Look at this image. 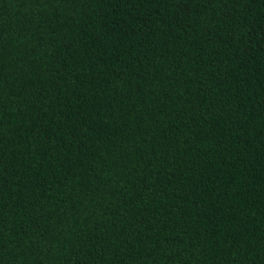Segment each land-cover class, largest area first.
<instances>
[{
    "label": "trees",
    "instance_id": "1",
    "mask_svg": "<svg viewBox=\"0 0 264 264\" xmlns=\"http://www.w3.org/2000/svg\"><path fill=\"white\" fill-rule=\"evenodd\" d=\"M0 264H264V0H0Z\"/></svg>",
    "mask_w": 264,
    "mask_h": 264
}]
</instances>
